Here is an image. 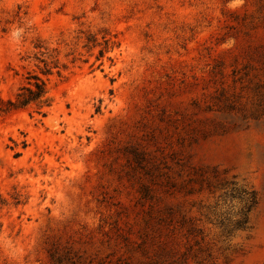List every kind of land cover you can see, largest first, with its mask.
Segmentation results:
<instances>
[{
    "label": "rangeland",
    "instance_id": "obj_1",
    "mask_svg": "<svg viewBox=\"0 0 264 264\" xmlns=\"http://www.w3.org/2000/svg\"><path fill=\"white\" fill-rule=\"evenodd\" d=\"M0 264H264V0H0Z\"/></svg>",
    "mask_w": 264,
    "mask_h": 264
},
{
    "label": "trees",
    "instance_id": "obj_2",
    "mask_svg": "<svg viewBox=\"0 0 264 264\" xmlns=\"http://www.w3.org/2000/svg\"><path fill=\"white\" fill-rule=\"evenodd\" d=\"M32 79L34 81L31 85L24 86L19 90L15 97V101H8L6 110L22 108L30 103L41 102V98L45 94L44 84L35 77H32Z\"/></svg>",
    "mask_w": 264,
    "mask_h": 264
}]
</instances>
